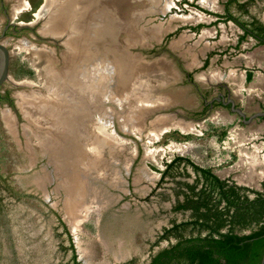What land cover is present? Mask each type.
<instances>
[{"label": "rangeland", "instance_id": "obj_1", "mask_svg": "<svg viewBox=\"0 0 264 264\" xmlns=\"http://www.w3.org/2000/svg\"><path fill=\"white\" fill-rule=\"evenodd\" d=\"M37 1L29 0L31 9L16 11L12 19H29ZM151 1L146 23L145 13L138 8V19L130 25L126 21L128 27L136 26L143 33L146 24L144 34L148 30L156 41L168 30L181 29L169 37L164 52L157 48L152 54L140 47L137 57L133 52L138 46L120 47L138 59L134 61L138 77L132 76V68L121 73L124 62L110 52L100 60L103 53L94 44L99 24L91 21V57L96 65L87 80V101L80 98L81 106L91 107V118L85 135L76 131L77 145L63 156L57 150L39 148L42 125L50 128L54 120L37 109L38 104L49 102L36 93L46 83L39 65L45 56L34 44L39 39L24 28L15 33L7 29L0 38L9 50L8 77L0 94L6 93L11 101L10 105L8 99L0 98V178L18 192L17 196L0 192V242L19 264H69L68 252L58 246L64 234L57 233L61 228L55 212L71 234L78 264H118L129 258L142 262L161 227L187 214L172 210L171 204L176 180H190L191 169L186 166L187 175L177 167L175 175H165L156 183L163 161L174 154L187 155L237 183L260 187L264 118L243 121L218 102L206 109L204 99L183 76L181 62L184 58L187 64L198 63L207 55L209 63L199 71L202 77L209 74L225 83L235 105L247 116L264 104V43L247 36L234 45L241 30L231 20H217L214 13L203 10L223 12L225 0ZM94 4L91 15L98 19L101 9ZM5 6L10 9L9 4ZM247 6L264 21V0ZM229 8L239 12L233 3ZM3 23L0 16V29ZM197 23L203 25L191 29ZM247 69L249 80L245 79ZM204 89L208 99L211 90ZM13 99L20 116L13 109ZM45 133L52 143L55 132ZM163 243V239L158 242Z\"/></svg>", "mask_w": 264, "mask_h": 264}, {"label": "flooded vegetation", "instance_id": "obj_2", "mask_svg": "<svg viewBox=\"0 0 264 264\" xmlns=\"http://www.w3.org/2000/svg\"><path fill=\"white\" fill-rule=\"evenodd\" d=\"M94 3H97L99 5L97 7L101 9L98 19L91 15L90 7ZM152 3L151 0H137L135 3L131 0H38L34 9L29 11L32 15L29 19L18 18L14 20L12 18L17 17L16 11L22 12L25 8L31 9L32 5L29 0H0V16H3L4 20V25L0 29V38L7 29L13 33L18 28L27 29L30 35L39 39L38 42H34L35 47L45 56L39 65L44 76L43 82L46 83L40 85L41 87L38 88L40 90H37L36 93L49 102L38 104V108H36L40 114L44 113L54 120L50 123V128L46 123L42 125L43 132L38 136L36 135L40 143V145L38 144L39 148L42 151L52 150L56 152L57 150L58 152V149H63L67 152L71 150L72 146L77 145L74 140L75 132L82 130L80 134L84 136V132L86 133L88 129L87 120L91 118V107L88 105L81 106L80 98L87 101L84 95L87 89V80H89L90 69L96 65L95 62L92 63L91 57L92 35L90 30L92 20L99 24L98 30L94 31L99 38L98 42L94 41V44L99 47L98 52L103 53V55L100 54V60L106 59L104 54L107 52L114 54L117 60L124 62L119 69L121 73L132 68L131 74L136 76L138 63L134 61H138V59H134L132 56L135 54L138 57L140 47L154 54L155 49H162L164 52L163 49L169 46V37L176 35L181 27L179 29L175 27L173 30L164 32L161 37L157 38L159 41H156L154 37L149 35L148 30L145 32L147 34H144V30L147 28L146 24L142 26L143 31L141 32L143 33L136 30L139 29L136 26H127V24L133 23L130 22L132 19H138L136 17L139 13L138 8H141L145 13L146 23L148 17L146 13L150 11ZM5 4H9L10 9L7 10ZM223 12H226L225 4ZM142 22L144 21H141L140 24ZM124 23L125 26H123ZM120 26L124 27V30H120ZM247 36L249 35L245 37ZM133 44L138 48L135 49L130 58L121 49L124 46L126 50H129L128 48ZM206 58L207 55H204L198 63H189L190 65L185 63L186 59L183 58L184 61L181 62L183 76L187 82L194 86L197 95L202 100L204 99L202 104L205 105L206 109H210L216 102L230 109L229 103H222V100H226L230 96L228 86L218 80H213L209 74L203 78L199 72L209 63ZM204 88L211 90L208 99L204 97ZM50 93L53 95L50 96ZM12 104L13 109H16L15 111L20 116L21 112L14 99ZM46 131L55 132L54 134L51 133V137L54 138L52 143H50L51 140L48 139ZM67 141L70 142L63 143ZM54 142L56 143L55 146ZM60 145H63V148H59ZM140 148L138 145L135 158H137ZM58 154L63 156L60 151ZM46 156L47 154L44 155V158Z\"/></svg>", "mask_w": 264, "mask_h": 264}, {"label": "trees", "instance_id": "obj_3", "mask_svg": "<svg viewBox=\"0 0 264 264\" xmlns=\"http://www.w3.org/2000/svg\"><path fill=\"white\" fill-rule=\"evenodd\" d=\"M253 1L225 0V13L213 12L194 1L189 2L214 13L217 20L230 19L241 30L234 44L237 45L246 35L253 37L256 43H264V21L250 13L247 6ZM231 3L240 13L234 14L230 10ZM201 25L203 23L190 27L198 29ZM250 78L251 71L247 69L245 79ZM262 96L264 99V89ZM0 98L9 100L6 93L0 94ZM257 117L264 118V114ZM163 162L157 184L165 175H175L177 167L187 175L186 166L192 171L190 180H176L177 187L171 204L174 211H186V217L171 218L168 225L161 227L142 262L137 263L129 258L118 264H257L264 249V179L260 181L259 188L237 183L228 176H219L210 166L200 165L182 154H174ZM1 191L18 195L6 180L0 178ZM55 216L61 228L57 233L59 236L64 234L58 246L63 253L68 252L69 264H78L71 234L59 214L55 212ZM162 239L165 243L158 244ZM5 247L0 242V264H19V260L13 254L11 256L10 250Z\"/></svg>", "mask_w": 264, "mask_h": 264}, {"label": "water", "instance_id": "obj_4", "mask_svg": "<svg viewBox=\"0 0 264 264\" xmlns=\"http://www.w3.org/2000/svg\"><path fill=\"white\" fill-rule=\"evenodd\" d=\"M1 36V34H0ZM8 61H9V50L6 45L0 40V86L8 77ZM222 103H229L231 110L238 113L243 121H248L252 117L264 114V106L258 110L253 111L249 115L245 116L240 107L236 106L233 98L230 96L226 100H222ZM257 264H264V249L261 252Z\"/></svg>", "mask_w": 264, "mask_h": 264}, {"label": "bare ground", "instance_id": "obj_5", "mask_svg": "<svg viewBox=\"0 0 264 264\" xmlns=\"http://www.w3.org/2000/svg\"><path fill=\"white\" fill-rule=\"evenodd\" d=\"M60 141H61V140H60ZM69 142H70V141L63 142V143H69ZM61 144H62V143H61ZM61 147L63 148V145H62ZM58 150H60V149H58ZM58 152H59V151H58ZM58 152H57V153H58ZM60 152L64 153L65 151H63V149H61Z\"/></svg>", "mask_w": 264, "mask_h": 264}, {"label": "crops", "instance_id": "obj_6", "mask_svg": "<svg viewBox=\"0 0 264 264\" xmlns=\"http://www.w3.org/2000/svg\"><path fill=\"white\" fill-rule=\"evenodd\" d=\"M248 37H251V36H248ZM251 38H253V37H251ZM254 39V38H253ZM255 41V40H254ZM263 89H264V87H263ZM263 89H262V92H263Z\"/></svg>", "mask_w": 264, "mask_h": 264}]
</instances>
